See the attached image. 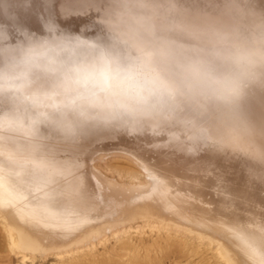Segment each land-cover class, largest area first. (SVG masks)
<instances>
[{
	"label": "bare ground",
	"instance_id": "1",
	"mask_svg": "<svg viewBox=\"0 0 264 264\" xmlns=\"http://www.w3.org/2000/svg\"><path fill=\"white\" fill-rule=\"evenodd\" d=\"M92 9L87 0H0V25L13 38L23 29L42 32L47 20L79 31L93 26L95 17L82 15ZM153 10L157 33L174 41L173 60L211 55L221 35L251 44L264 34V0H153ZM248 111L264 122L259 89ZM189 128L174 118L135 134L94 133L69 142L0 108V224L8 241L28 254L61 259L95 254L98 246L105 251L111 239L123 252L143 248L149 233L158 247L164 243L166 252L157 248L154 257L144 249L159 264H188L210 251L225 264H264V146L235 132L223 142L199 139ZM115 157L141 175L116 178ZM193 240L205 249L189 248Z\"/></svg>",
	"mask_w": 264,
	"mask_h": 264
},
{
	"label": "clouds",
	"instance_id": "2",
	"mask_svg": "<svg viewBox=\"0 0 264 264\" xmlns=\"http://www.w3.org/2000/svg\"><path fill=\"white\" fill-rule=\"evenodd\" d=\"M92 27L70 31L47 20L13 38L0 25V108L75 141L94 133L135 134L174 118L201 139L226 132L264 146V122L248 111L264 93V34L251 44L217 41L211 55L180 60L159 35L153 0H89Z\"/></svg>",
	"mask_w": 264,
	"mask_h": 264
},
{
	"label": "rangeland",
	"instance_id": "3",
	"mask_svg": "<svg viewBox=\"0 0 264 264\" xmlns=\"http://www.w3.org/2000/svg\"><path fill=\"white\" fill-rule=\"evenodd\" d=\"M182 1H184V0H182ZM83 12H84V14H82V15L86 18H94L96 15V11L94 9L89 10L87 12H85V11H83ZM221 37H226V35H221ZM218 38H220L219 35H218ZM214 48H216V47H214ZM110 161H112L110 164L111 165V171L113 172V175L115 177L117 176L116 178H119L118 176L121 175L122 179L124 178L123 180L128 181L131 178V175H134V176L136 174L139 176L141 175L138 172V169L136 167L126 163L120 157H115ZM1 227L2 226L0 224V264H159L158 262H156V260L154 261L153 258H152L153 260H149V258L147 259L145 254L150 253V255H152V257H154L153 254L155 253V251H160L159 249H162V248L164 250L163 251L161 250L160 252H166L163 242L161 244L158 243L159 244V247H158V245L151 240L152 239L150 237L151 234L146 233L144 238L150 239V241L147 243H144L143 248L142 247L140 248V246H141L140 245L139 247L137 246L138 249H131L132 253H131V250H125V252H123V249L120 250L118 248H115V249L112 248L111 245L114 244V239H111L110 242H107L105 244L106 245L105 251H103L104 249L102 246H98V252H96L95 254H93L92 252L86 251L85 253L80 254V255H75L73 257H64L61 259L57 258L53 255L42 256L40 253H35V255H31V254H28L30 252H27V251L23 252L22 250L20 251L19 248H15L16 246L13 247V244L11 245L10 242L8 241L9 240L8 234ZM129 235L130 234H128L127 237ZM198 244L199 243L197 241L193 240V241L188 243V246L192 250H196L197 246L198 247L200 246V248L203 250L205 249L206 246L198 245ZM160 245H162V247ZM145 248L146 249L148 248L147 249V250H149L148 253H145V251H144ZM157 248H159V249H157ZM24 253L28 255L26 258L23 256ZM141 254H143V255H141ZM200 256L201 255H199V253L194 254L193 255L194 258L192 257V261L188 264H225L224 261L223 260L221 261V258L215 252L212 253L210 251L206 255L205 259L201 258ZM217 257H219V258H217ZM20 258H22L24 260H22ZM95 258H96V260H95ZM92 259H93V261H92ZM85 260H87V261H85ZM97 260H100V262ZM167 264H169V263H167ZM182 264H187V263H182Z\"/></svg>",
	"mask_w": 264,
	"mask_h": 264
},
{
	"label": "snow or ice",
	"instance_id": "4",
	"mask_svg": "<svg viewBox=\"0 0 264 264\" xmlns=\"http://www.w3.org/2000/svg\"><path fill=\"white\" fill-rule=\"evenodd\" d=\"M87 2H88V4H89V7H90V3H89V0H87ZM262 158H264V157H262Z\"/></svg>",
	"mask_w": 264,
	"mask_h": 264
}]
</instances>
